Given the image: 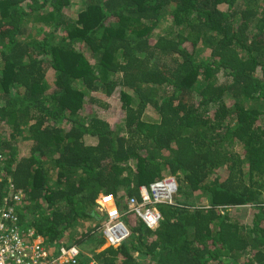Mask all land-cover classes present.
<instances>
[{"label":"trees","instance_id":"16d2710c","mask_svg":"<svg viewBox=\"0 0 264 264\" xmlns=\"http://www.w3.org/2000/svg\"><path fill=\"white\" fill-rule=\"evenodd\" d=\"M69 2L0 0V206L10 175L23 229L54 245L93 222L78 264H264V0ZM166 174L158 226L100 249L97 196L123 210Z\"/></svg>","mask_w":264,"mask_h":264},{"label":"built area","instance_id":"2783aa9c","mask_svg":"<svg viewBox=\"0 0 264 264\" xmlns=\"http://www.w3.org/2000/svg\"><path fill=\"white\" fill-rule=\"evenodd\" d=\"M2 162L0 159V172L3 173ZM5 188L6 194L0 206V264H78L81 250L75 243L52 246L36 235L32 228H21L17 207L24 205L23 194L15 190L9 178ZM177 190L175 177L165 175L148 187H141L140 198L130 197L127 200V213L147 227L155 228L162 218L156 205L172 204ZM97 202L100 213L105 217L99 229L106 246L116 247L130 235V229L123 220L125 212L119 211L111 195H100ZM89 264L96 263L91 261Z\"/></svg>","mask_w":264,"mask_h":264},{"label":"rangeland","instance_id":"374dc122","mask_svg":"<svg viewBox=\"0 0 264 264\" xmlns=\"http://www.w3.org/2000/svg\"><path fill=\"white\" fill-rule=\"evenodd\" d=\"M83 7V0H70L68 6L65 8V12L67 15L74 17L78 14V12L82 9ZM221 8H225L224 5L221 6ZM164 25V23L161 21L160 23V27H162ZM95 95V97L98 94H93ZM87 97H89L90 95L87 94ZM92 96V93H91ZM98 99H101L103 102L107 101L106 104L108 103V101L110 100V102L107 104L109 107H102L103 109H101L100 106H93L92 110L102 116H105L106 119H108L110 122L115 123L118 119L117 116V112H119V108H118V103L116 101H113L112 98L110 97H105L104 95H99V97H97ZM105 103V102H104ZM85 143L86 144H94L96 143V138L91 137V136H86L84 138ZM234 149H236L237 151H240L242 148L241 146H235ZM208 183V182H207ZM198 192H193V194L187 198L190 202H194V200H197V204L201 205L203 203V201H200L199 199H197L196 197L198 196ZM179 200L183 201L184 200V196H179L178 197ZM205 203V201H204ZM249 208L247 210H239L235 213V216L237 220H241L242 223H245L246 226L250 225V221H251V214L248 212ZM252 211V209H250V212ZM238 217V218H237ZM129 221H134V218H129ZM94 223L92 222L91 224L87 223V222H83L82 224H80L77 227H74L70 233L68 235H66L63 240H65L66 242L68 241H72V240H77L79 238H81L85 233H87L92 227H93ZM23 226H21L22 228ZM91 231V230H90ZM80 247V245H79ZM103 247H105V245H103ZM81 248V247H80Z\"/></svg>","mask_w":264,"mask_h":264},{"label":"clouds","instance_id":"9594fccd","mask_svg":"<svg viewBox=\"0 0 264 264\" xmlns=\"http://www.w3.org/2000/svg\"><path fill=\"white\" fill-rule=\"evenodd\" d=\"M166 175H170V174H166ZM172 176V175H171ZM6 178V180L9 178V180L12 182V178H10V175L9 176H7V177H5ZM2 180V177L0 178V181ZM13 183V182H12ZM150 184V183H149ZM178 184V183H177ZM13 185H14V183H13ZM149 186V185H148ZM148 186H140L139 187V197H135V196H131V197H135V198H140V188L141 187H148ZM15 187V186H14ZM18 190H20L21 191V193L23 194V192H22V190L21 189H18ZM100 195H105V194H99L98 196H97V198H96V200H95V211L102 217V219H101V221H100V224H99V227L101 226V224H102V222H103V220L105 219V217H104V214H102V213H100V210H99V204H98V202H97V200H98V198L100 197ZM108 195H111L114 199H115V197L112 195V194H108ZM176 195H178V192L175 194V196H174V201H175V198H176ZM23 196H24V194H23ZM23 198V197H22ZM130 197H128L126 200H125V206H126V208L125 209H123V210H120L119 209V207H118V205H117V203H116V205H117V207H118V209H119V211L120 212H125L124 213V216H123V220L125 221V223L128 225V223H127V220L129 221V218H134V220H136L137 218H135V217H132L131 216V214L130 213H127V200L129 199ZM24 200H22V203L24 204ZM115 202H116V199H115ZM174 203V202H173ZM172 203V204H173ZM164 204V203H163ZM157 206V205H156ZM246 206H250V205H246ZM157 208V207H156ZM159 211V210H158ZM162 219V218H161ZM138 221H141V220H139L138 219ZM160 222V221H159ZM159 224V223H158ZM145 225V224H144ZM146 226V225H145ZM158 226V225H157ZM156 226V227H157ZM129 227V226H128ZM147 227V226H146ZM155 227V228H156ZM149 228V227H148ZM155 228H149V229H155ZM99 231H100V229H99ZM100 234L102 235V233H101V231H100ZM36 235H38V234H36ZM39 236H41V235H39ZM130 236V235H129ZM42 237V239H43V241H45L47 244H49V245H52V244H50L48 241H46L45 239H44V237L43 236H41ZM125 241V240H124ZM60 243H64V244H66L67 242L65 241V240H61V242H55V244L54 245H52V246H55V245H58V244H60ZM122 243V242H121ZM78 247H79V245L78 244H76ZM103 245H105V247H109V246H106V243H105V240H104V244ZM103 245L100 247V249H103V248H105V247H103ZM118 246V245H117ZM116 246V247H117ZM113 247V246H112ZM79 249H80V247H79ZM81 250V249H80Z\"/></svg>","mask_w":264,"mask_h":264}]
</instances>
